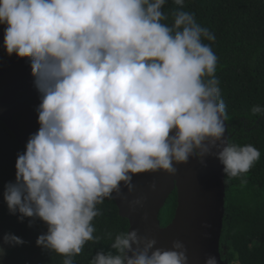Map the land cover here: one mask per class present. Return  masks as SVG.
Instances as JSON below:
<instances>
[{"label":"clouds","instance_id":"clouds-1","mask_svg":"<svg viewBox=\"0 0 264 264\" xmlns=\"http://www.w3.org/2000/svg\"><path fill=\"white\" fill-rule=\"evenodd\" d=\"M165 2L0 0L6 51L30 58L41 99L39 130L18 155L4 199L21 221L39 217L47 223L38 246L79 254L96 239L97 204L116 196L127 200L121 182L133 192V174L174 175V161L187 163L195 155L206 166L204 157L213 155L229 178L259 160L253 145L225 138L217 56L202 40L215 36L182 10L171 26L161 23ZM174 3L183 6L184 0ZM142 203L137 198L130 206L134 211ZM24 243L6 233L0 257L5 245ZM157 243L131 228L115 237L114 252H97L91 264H188L183 241L173 240L171 248ZM205 264L218 260L209 256Z\"/></svg>","mask_w":264,"mask_h":264},{"label":"trees","instance_id":"trees-1","mask_svg":"<svg viewBox=\"0 0 264 264\" xmlns=\"http://www.w3.org/2000/svg\"><path fill=\"white\" fill-rule=\"evenodd\" d=\"M181 10L194 14L196 22L215 36L214 41L202 40L217 56L215 77L225 103L229 143L250 144L260 152L259 160L247 173L229 178L225 174L222 262L264 264V0H184L183 6L166 0L161 11L167 19L161 23L171 26L174 13ZM256 106L261 112L252 111ZM24 152L26 149L0 120V229L25 241L8 245L4 264H63L67 259L73 264H91L97 252H114L111 244L115 237L131 227L129 219L120 213L116 197L97 204L100 214L92 221L96 239L87 241L79 254L65 256L37 245L38 237L48 231L47 223L39 217L21 221V214H12L4 199L6 184L15 182L18 155ZM177 205L175 189L159 213L162 227L171 223Z\"/></svg>","mask_w":264,"mask_h":264},{"label":"water","instance_id":"water-1","mask_svg":"<svg viewBox=\"0 0 264 264\" xmlns=\"http://www.w3.org/2000/svg\"><path fill=\"white\" fill-rule=\"evenodd\" d=\"M5 27L0 24V120L26 149L30 135L40 127L37 112L40 93L35 86L30 58H21L15 53L8 55L4 45ZM224 119L225 138L229 141L228 123ZM204 160L206 166L195 155L187 163L174 161L177 168L174 175L164 170L133 174L135 190L129 192L121 182L127 200L120 197L117 202L120 213L130 221V229L155 237L156 247L171 248L172 241L179 239L187 247L188 264H205L209 256H215L218 264H223L220 238L225 215L224 166L213 155ZM175 189L178 205L174 218L162 227L159 213ZM137 198H142L143 203L133 211L130 202ZM206 224L210 227H205Z\"/></svg>","mask_w":264,"mask_h":264},{"label":"rangeland","instance_id":"rangeland-1","mask_svg":"<svg viewBox=\"0 0 264 264\" xmlns=\"http://www.w3.org/2000/svg\"><path fill=\"white\" fill-rule=\"evenodd\" d=\"M5 234H6V233H5L2 229H0V243L3 242V236H4ZM251 235H252L255 239H258V235H257L256 233H251ZM5 247H6V249H7L8 245H5ZM5 260H6V255H4L3 257H0V264H4ZM234 264H243V263H242V262H240V263L236 262V263H234Z\"/></svg>","mask_w":264,"mask_h":264},{"label":"bare ground","instance_id":"bare-ground-1","mask_svg":"<svg viewBox=\"0 0 264 264\" xmlns=\"http://www.w3.org/2000/svg\"><path fill=\"white\" fill-rule=\"evenodd\" d=\"M117 199L119 200L120 199V196H117Z\"/></svg>","mask_w":264,"mask_h":264}]
</instances>
